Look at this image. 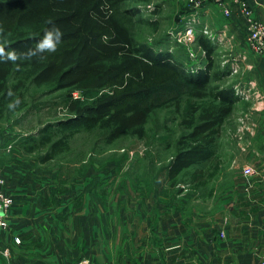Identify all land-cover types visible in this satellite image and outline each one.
<instances>
[{
    "label": "rangeland",
    "instance_id": "obj_1",
    "mask_svg": "<svg viewBox=\"0 0 264 264\" xmlns=\"http://www.w3.org/2000/svg\"><path fill=\"white\" fill-rule=\"evenodd\" d=\"M210 5L218 6L204 2L195 7L191 0H121L109 11L126 25L137 43L152 48L158 54H171L190 75H197L211 61L208 96L197 100L198 103H210L211 92L217 88L228 86L235 90L238 101L222 126L215 146L220 166L217 174L205 186L194 188L190 175L195 167L185 170L176 183L167 181V166L179 150L181 137L188 132L183 120L187 119V102L193 92L192 86L169 68L141 60L126 76L124 83L100 91L56 92L53 89L29 86L24 95L27 107L22 111H6L0 117V170L6 182V192L13 198L11 208L15 207V196L17 200L21 197V200L28 201L29 204L23 211L31 214L25 212L26 221H38L36 214L39 211V216L41 209L32 202L42 196V190H49V196L44 197V201L49 204L50 197L54 195V186L57 187V196L61 202L73 199L71 208H80V212L84 209L91 211L99 205L98 202L102 206L114 208L113 216L116 221L104 225L107 235L113 237L103 241V253L98 246L93 248V245H86L81 253L80 246V259L77 261L87 258L90 264H125L123 211L130 195L139 202L142 191L161 187L174 190L180 199H184L185 193L201 189L208 192L211 204L220 205L228 192L235 194L237 185L253 190L258 184H262L255 186L258 174H244V169L250 166L260 173L259 167L250 163L246 166L238 155L243 153L250 160L249 155H255V133L264 122L263 115L258 114L262 107L259 105L262 93L254 85L252 56L239 53L233 40H227L228 34H225L223 26L218 21L212 24L203 14L202 9ZM220 10V14L224 16L223 10ZM188 29L195 31L192 42L186 41L183 36ZM202 36L213 46L209 58L198 43ZM107 38L106 32L103 39ZM61 47L62 44L58 45L51 54L55 55ZM152 86L164 88L161 89V94L143 102H123L118 106L121 112L153 106L145 125L144 138L129 134L108 143L107 132L104 130L83 131L49 160H45L48 150L34 148L33 141L38 139L40 129L66 117L65 101L68 97L92 104L101 96L112 93L121 95ZM209 166L208 163L201 165L204 169ZM230 173L233 176L229 175L226 182V176ZM238 176L241 180L239 184L236 183ZM24 191L30 193V198L25 197ZM8 228L9 224L0 233ZM21 242L18 236L10 238L5 248L0 245V264H44L36 259V255L20 261L15 254H20ZM133 248L136 249L135 246ZM140 255L138 248L133 255L134 262L139 261L137 259ZM98 258L101 263L96 260ZM110 258L113 261L108 263Z\"/></svg>",
    "mask_w": 264,
    "mask_h": 264
},
{
    "label": "trees",
    "instance_id": "obj_2",
    "mask_svg": "<svg viewBox=\"0 0 264 264\" xmlns=\"http://www.w3.org/2000/svg\"><path fill=\"white\" fill-rule=\"evenodd\" d=\"M118 1L121 0H0V117L6 111L27 107L24 95L29 86L56 92L100 91L124 83L141 60L169 68L191 85L193 92L187 102V119L183 120L188 132L181 137L179 150L167 166V181L174 184L185 170L195 167L190 175L194 188L205 186L220 166L215 146L238 101L235 90L228 86L217 88L211 92L210 103H198L208 96L211 61L197 75H190L171 54H158L137 43L118 16L109 13ZM53 27L63 34L58 44L62 49L55 55L44 52L27 58ZM106 32L108 38L104 40ZM198 43L211 57L210 41L202 36ZM162 88L112 93L92 104L68 97L66 117L40 129L34 148L48 150L45 160H49L83 131L104 130L108 143L129 134L144 138L153 106L130 112H121L118 106L123 102H143L161 94ZM204 163L210 166L204 169Z\"/></svg>",
    "mask_w": 264,
    "mask_h": 264
},
{
    "label": "crops",
    "instance_id": "obj_3",
    "mask_svg": "<svg viewBox=\"0 0 264 264\" xmlns=\"http://www.w3.org/2000/svg\"><path fill=\"white\" fill-rule=\"evenodd\" d=\"M248 3L256 17L263 18L264 0H248ZM202 10L212 24L218 21L223 26L227 40H233L239 53L252 56L254 85L262 93L258 114L264 117V55L249 48L244 16L234 6L229 16H222L215 5ZM255 134V155H249L251 160L243 153L238 154L246 166L250 163L260 169L255 186L262 184L253 190L237 185L235 194L228 192L220 205L211 204L208 192L201 189L185 193L184 199L174 190L161 187L142 191L139 202L128 196L123 211L125 264H257L264 252V122ZM229 175L232 174L226 176V182ZM239 178L236 177L237 184ZM53 188L49 204L44 201L49 190H42L44 195L32 202L41 209L39 216L37 211L36 222L25 220L31 214L23 211L29 203L15 196V207L8 215L9 228L0 233L2 248L10 238L19 236L21 251L15 255L20 261L36 255L44 264L76 262L80 259V246L81 253L86 245L98 246L103 253V241L113 237L107 235L104 225L116 221L114 208L98 202L91 211L80 212V208H71L73 199L62 203L57 187ZM24 194L26 198L31 196L27 191ZM138 248L141 255L134 262ZM112 261L110 258L108 263Z\"/></svg>",
    "mask_w": 264,
    "mask_h": 264
},
{
    "label": "built area",
    "instance_id": "obj_4",
    "mask_svg": "<svg viewBox=\"0 0 264 264\" xmlns=\"http://www.w3.org/2000/svg\"><path fill=\"white\" fill-rule=\"evenodd\" d=\"M195 7H199L204 2H211L218 5L225 15L232 13L233 6L238 8L245 18L246 22V42L249 48L258 55H264V15L263 18H257L255 10L248 3V0H191ZM184 39L192 42L195 39V31L188 29L184 31ZM246 176L256 175L257 172L253 167L244 169ZM13 205V198L6 192V182L0 170V230L8 227V213ZM223 235V234H222ZM75 264H90L87 258H82ZM257 264H264V252Z\"/></svg>",
    "mask_w": 264,
    "mask_h": 264
},
{
    "label": "clouds",
    "instance_id": "obj_5",
    "mask_svg": "<svg viewBox=\"0 0 264 264\" xmlns=\"http://www.w3.org/2000/svg\"><path fill=\"white\" fill-rule=\"evenodd\" d=\"M48 23L50 24L51 21H48ZM62 35L63 34L59 28L53 27L52 29L47 30L45 32L43 40L40 41V43L37 45L34 51L33 50L29 51V53L27 54V58L36 56L39 53L55 52L59 42L62 39ZM15 58H16L15 56L12 57V59H15Z\"/></svg>",
    "mask_w": 264,
    "mask_h": 264
}]
</instances>
